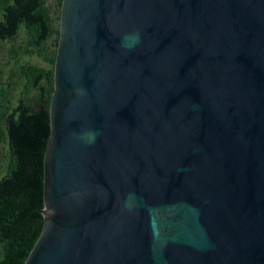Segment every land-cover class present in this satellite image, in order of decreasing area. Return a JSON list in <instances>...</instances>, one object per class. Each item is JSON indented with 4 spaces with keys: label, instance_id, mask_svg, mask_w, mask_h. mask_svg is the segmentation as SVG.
I'll return each mask as SVG.
<instances>
[{
    "label": "water",
    "instance_id": "water-1",
    "mask_svg": "<svg viewBox=\"0 0 264 264\" xmlns=\"http://www.w3.org/2000/svg\"><path fill=\"white\" fill-rule=\"evenodd\" d=\"M48 111L24 264H264V0H62Z\"/></svg>",
    "mask_w": 264,
    "mask_h": 264
},
{
    "label": "trees",
    "instance_id": "trees-1",
    "mask_svg": "<svg viewBox=\"0 0 264 264\" xmlns=\"http://www.w3.org/2000/svg\"><path fill=\"white\" fill-rule=\"evenodd\" d=\"M48 0H0V264H24L43 227V162L59 35Z\"/></svg>",
    "mask_w": 264,
    "mask_h": 264
},
{
    "label": "rangeland",
    "instance_id": "rangeland-1",
    "mask_svg": "<svg viewBox=\"0 0 264 264\" xmlns=\"http://www.w3.org/2000/svg\"><path fill=\"white\" fill-rule=\"evenodd\" d=\"M47 3L52 5V16H55L57 11H58V7L54 4H52L51 0H48ZM60 11V8H59ZM59 25V22H58ZM22 39L21 37H18L15 41H9V42H4L0 45V63L4 64L6 59H7V53L9 51V47L11 44L15 43L16 45L21 44Z\"/></svg>",
    "mask_w": 264,
    "mask_h": 264
}]
</instances>
